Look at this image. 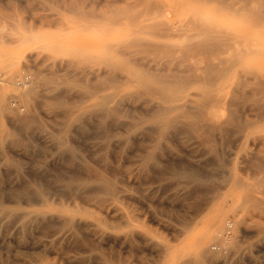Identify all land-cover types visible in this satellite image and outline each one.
<instances>
[{
    "label": "rangeland",
    "instance_id": "1",
    "mask_svg": "<svg viewBox=\"0 0 264 264\" xmlns=\"http://www.w3.org/2000/svg\"><path fill=\"white\" fill-rule=\"evenodd\" d=\"M239 1H226L231 4L229 8L233 3L235 6V11L232 7L229 12L224 0H0V264H195L194 239L202 232L208 216L217 209L225 211L222 221V233H225L204 243V254L197 264H264V93L249 88L246 89L248 93L245 90L246 95L239 87V91L234 87L230 90V85L216 88L215 94L219 96L225 92L222 96L225 100L214 94L213 101L203 108L208 112L210 107L212 110L218 107L216 110L228 115L230 124L225 120L226 116L220 114L223 128L218 132L211 130L214 133L206 130L208 136L213 134L207 138L205 132L198 133L190 127L188 130L184 120L187 115L185 118L180 116L174 126L167 122L171 113L176 112L165 115L159 110L172 99L170 103L166 99L162 101L160 93L156 96V90H150L147 84L142 86L143 80L154 86L165 78L173 82V77L178 76L177 71L191 62L195 65L199 61L196 66L203 68L209 57L206 61L200 59L209 49L206 52L199 49L202 54L195 57L203 38L198 40V25H203V29L207 27V32L203 30L200 35L212 29L215 34L221 32L222 38L230 37L226 39L230 45L223 40V44L219 43L224 51L229 46L233 52L247 51L245 58L240 55V63L250 64L256 59L254 64L264 68V56L261 57L264 26L255 18L260 12L263 14L264 0H249L250 5L249 1L247 4L244 3L246 0ZM248 5L254 13L251 8L247 10L255 15L246 10ZM236 6L245 7V13L249 14L242 9V14L236 15L239 9ZM147 9L148 13L153 10L149 13L152 16L146 14ZM157 20L159 26L154 24ZM162 20L165 27L167 22L168 30L174 31L166 34L167 30H163L164 37L165 34L168 38L175 35L173 39L169 38L170 41L166 37L162 40L155 37L163 28ZM145 22L160 28L152 30L153 34L159 32L155 38L150 33L153 26L145 30L148 34L139 26ZM136 30L140 34L130 36ZM195 32L199 34L194 36ZM213 32V37L222 39ZM138 34L150 42L160 40V44L164 42L163 46L170 43L173 49L170 51L175 57H180L181 61L186 54L188 56L183 60L190 57V62L182 60L184 63L180 64L172 55L181 65L178 70L179 64L169 57L168 49L160 50L158 47L161 46L156 42L153 44L155 50L151 48L153 53L155 51L153 54L148 48L150 42L139 40ZM130 38L142 41L141 48L140 43L136 44L138 41L134 44L143 54L133 47H126L132 46L124 42ZM205 38L211 42V33ZM192 40L200 43L199 46L195 44L193 59L189 55L192 54ZM118 43H123L121 48L132 49L124 52L132 63L135 58L141 59L140 63L130 62L126 67L122 50L118 47L120 55L116 53L118 49L115 51ZM212 43L209 45L213 46ZM186 44L190 50L184 54L187 47H182V51L180 47ZM135 50L137 55L144 57L134 55ZM161 51L163 55H160ZM164 52L168 53L167 57ZM209 52L210 55L212 52L210 59L217 61L215 50ZM109 55L110 58L114 56L112 60ZM115 62H121V66ZM112 67L117 68L114 74L110 72ZM127 68L137 71L134 76H139V81L142 78V83L134 80V76L133 81L126 80L129 78ZM186 68L187 72L182 70L185 75L189 74L188 65ZM173 69L177 70H174L177 76L175 73L168 77L174 75ZM24 73L29 75L28 80L17 83ZM155 76H160V81H154ZM118 79L122 83H114ZM193 82H188L190 88L187 83L185 86L177 82L187 90L181 92L184 86H180L179 100L177 95L171 104L181 103L180 96L187 93L191 95L187 97L193 98L197 91L199 98H195L199 100L200 93L205 94V90L200 89L201 84ZM171 85L177 86L174 82ZM109 92L114 95L112 103ZM104 94L111 96L110 101L103 99L105 104L101 101ZM99 103L106 109L112 107L113 111L100 107ZM195 105L187 102L184 110L192 113L200 108ZM229 106L233 107L232 117ZM203 108L204 115L200 110L192 113H196L201 122L206 117ZM161 114L162 120L167 117L164 122L160 119ZM241 126L245 128L244 133ZM206 143H210V147ZM231 175L234 176L230 181ZM236 178L245 185L239 181L238 184ZM246 184L254 189L252 193ZM248 190L255 200L241 202L239 196ZM8 211L11 213L5 214ZM36 213L39 214L35 216Z\"/></svg>",
    "mask_w": 264,
    "mask_h": 264
},
{
    "label": "bare ground",
    "instance_id": "2",
    "mask_svg": "<svg viewBox=\"0 0 264 264\" xmlns=\"http://www.w3.org/2000/svg\"><path fill=\"white\" fill-rule=\"evenodd\" d=\"M146 1H147V0H146ZM208 1H209V0H208ZM219 1L221 2V0H219ZM224 1H225L224 3L226 4V1H227V0H224ZM230 1H231V0H230ZM233 1H234V0H233ZM238 1H239V0H238ZM248 1H249V0H246L244 3L247 4ZM251 1H252V0H251ZM137 2H138V0H137ZM220 2H219V3H220ZM235 2H236V0H235ZM239 2L242 3L243 0H242V1H239ZM258 2H260V1H258ZM261 2H262V1H261ZM208 3H210V2H208ZM216 3H217V2H216ZM224 3H223V4H224ZM241 3H240L239 5H241ZM253 3H254V2H253ZM109 4H110V2H109ZM210 4H211V3H210ZM217 4H218V3H217ZM220 4H222V3H220ZM223 4H222V5H223ZM227 4H228V5H227ZM227 4H226V5H227V7H228V9H229V12H231L230 10H232V9H231L232 7H233V10H234V7H235V6H234V3L232 4L233 6H232L231 8H229V4H230V2H229V3L227 2ZM236 4H237V3H236ZM246 4H245V5H246ZM248 4L250 5V1H249ZM260 4H261V3H260ZM136 5H137V4H136ZM140 5H141V4H140ZM149 5H150V4H149ZM149 5H148V7H149ZM153 5H155L154 2H153ZM156 5H157V4H156ZM211 5H212V4H211ZM245 5H244V6H245ZM249 5H248V6H249ZM134 6H135V5H133V7H134ZM137 6H138V5H137ZM159 6H160V5H159ZM230 6H231V4H230ZM141 7H142V6H141ZM141 7H140V8H141ZM220 7H221V6H220ZM220 7H219V8H220ZM222 7H223V6H222ZM236 7H237L236 9L239 8V6H236ZM240 7H241V6H240ZM259 7H260V6H259ZM134 8H135V7H134ZM152 8H153V7H152ZM161 8H162V6H161ZM219 8H218V9H219ZM225 8H226V7H225ZM225 8H224V10H225ZM244 8H245V7H244ZM244 8H243V6H242L241 9L239 8L238 11L236 10L238 13L236 12L235 14H236V15L239 14V13L242 14L241 11H242V9H244ZM247 8L249 9V8H251V7H250V6H249V7H246V10H247ZM143 9H144V8H143ZM149 9H150V8H149ZM149 9H147L146 14L148 13V10H149ZM155 9H157V8L155 7ZM162 9H164V8H162ZM226 9H227V8H226ZM256 9H257V8H256ZM256 9H255V11H256ZM159 10H160V9H159ZM240 10H241V11H240ZM150 11H153V10H150ZM150 11H149V13H152V12H150ZM156 11H157V10H156ZM234 11H235V10H234ZM247 11H248V10H247ZM250 11H251L252 13H254V12H253L254 9L252 10V8H251ZM260 11H261V10H259V12H260ZM122 12H123V11H122ZM160 12H163V10L160 11ZM160 12H158L159 15H160ZM212 12H213V11H212ZM243 12L245 13V9L243 10ZM248 12H249V11H248ZM251 12H249V13H251ZM259 12L257 11V14H258ZM114 13H115V12H114ZM144 13H145V12H144ZM149 13H148V14H149ZM233 13H234V12H233ZM244 13H243V14H244ZM249 13H248V14H249ZM252 13H251L252 16L255 15V14H252ZM125 14H126V13H125ZM214 14H215V13H214ZM245 14H247V13H245ZM248 14H247V15H248ZM263 14H264V12H263ZM263 14H262V12H260V13H259V16H258V17L255 16V18H257V19H256L257 21H258V19H260V21H262V22H261L262 25L264 26V24H263V22H264V15H263ZM90 15H91V14H90ZM102 15H103V14H102ZM110 15H111V14H110ZM155 15H157V14H155ZM215 15H216V14H215ZM219 15H220V14H219ZM239 15H240V14H239ZM251 15H249V16H251ZM99 16H100V15H99ZM150 16H152V15L149 14V17H150ZM160 16H161V15H160ZM242 16H244V15H242ZM147 17H148V15H147ZM156 17H159V16H156ZM90 18H91V17H90ZM112 18H113V17H112ZM125 18H127V17H125ZM125 18H124V19H125ZM139 18H141V17H139ZM139 18H138V19H139ZM237 18H238V17H237ZM241 18H244V17H241ZM247 18H248V17L246 16L245 19H247ZM252 18H253V17H252ZM252 18L250 19V21H252ZM109 19H110V18H109ZM124 19H123V20H124ZM136 19H137V18H136ZM155 19H156V18H155ZM196 19H197V18H196ZM220 19H221V18H220ZM245 19H244V21H245ZM160 20H161V19H160ZM208 20H209V19H208ZM221 20H222V19H221ZM241 20L243 21V19H241ZM106 21H107V20H106ZM114 21H116V20H114ZM114 21H113V23H115ZM130 21H133V20H130ZM130 21H129V22H130ZM137 21H138V20H137ZM153 21H154V18H153ZM162 21H164V20H162ZM194 21H196V20H194ZM194 21H193V22H194ZM197 21H199V19H198ZM200 21H201V20H200ZM222 21H223V20H222ZM248 21H249V20H248ZM257 21H256V22H257ZM260 21H259V22H260ZM86 22H87V21H86ZM110 22H111V21H110ZM160 22H161V21H159V23H160ZM201 22H203V21H201ZM204 22H205V20H204ZM252 22H253V21H252ZM256 22H254V24H255ZM134 23H136V22H134ZM141 23H142V22H141ZM145 23H146V22H145ZM156 23H157V24H156ZM189 23H190V22H189ZM191 23H192V22H191ZM199 23H200V22H199ZM241 23H242V22H241ZM241 23H240V24H241ZM246 23H247V22H246ZM246 23H245V24H246ZM106 24H107V23H106ZM117 24H118V23H117ZM143 24H144V23H143ZM146 24H147V23H146ZM146 24H144V25H141V24H140L139 26L142 27L144 33L146 32V34H148L149 32H147V31H145V30H147V29L150 30V27H151V26H153V27L155 26L156 29H155V28L153 29V27H152V29L150 30V33L153 35L152 37H154V35H155L158 31H156V33H154V34H153L152 32H154V31L157 30V29L160 30L159 27L157 28V26H159V24H158V20H157V22H154V24H156L157 26H156V25H151V24H149V23H148L147 25H146ZM168 24H169V23H168ZM195 24H196V23H195ZM195 24H193V25H195ZM202 24H203V23H202ZM243 24H244V22L242 23V25H243ZM247 24H248V23H247ZM259 24H260V23H258V25H259ZM133 25H135V24H133ZM160 25H161V27H162V25H163V28H161L160 33L158 32L159 34H158V35L156 34L155 37H156V36H157V37L159 36L158 38H160L161 40H162V39H165V37H166V39H167V38H168V37H167L168 35L166 36V34H169V32H172V34L174 33V31H170V30L167 29V22H166V27H165V21H164V24H161V23H160ZM169 25H170V24H169ZM172 25H173V24H171V26H172ZM196 25H198V24H196ZM196 25H195V26H196ZM76 26H77V25H76ZM108 26H109V25H108ZM113 26H114V25H113ZM144 26H145V29L143 28ZM147 26H149V28H148ZM180 26H181V25H180ZM189 26H190V25H189ZM199 26H200V27H199ZM202 26H203V25H198V26H197V27H198L197 30H198V32L200 31V34H201V31H202V34H203L204 32H207V29H206L207 27L203 29ZM204 26H205V25H204ZM245 26H246V25H245ZM115 27H118V26H115ZM120 27H121V26H120ZM123 27H124V26H123ZM140 27H139V28H140ZM178 27H179V26H178ZM183 27L185 28V26H183ZM190 27H191V26H190ZM229 27H230V26H229ZM246 27H248V26H246ZM253 27H254V26H253ZM106 28H107V27H106ZM131 28H132V26H131ZM164 28H165L167 31H165ZM208 28H209V27H208ZM240 28H241V27H240ZM120 29H121V28H120ZM120 29H119V30H120ZM140 29H141V28H140ZM173 29H174V28H173ZM179 29H180V28H179ZM189 29H190V28H189ZM193 29H195V28H193ZM199 29H201V30H199ZM205 29H206V30H205ZM210 29H211V28H209V30H210ZM213 29H214V28H213ZM109 30H110V29H109ZM121 30H122V29H121ZM124 30H125V29H124ZM129 30H130V29H129ZM138 30H139V29H138ZM138 30L135 31L136 33H135V32L133 33V31H134V30H133V31H132L133 34L130 33V36L133 35L132 37H135V36L137 35V33L140 34V31H138ZM149 30H148V31H149ZM152 30H154V31H152ZM163 30L165 31V33L167 32V33L165 34V37H164V35H162V34L164 33ZM171 30H172V28H171ZM197 30H195V31L197 32ZM203 30H204V32H203ZM219 30H220V29H219ZM240 30H241V29H239V32H240ZM260 30H261V29H260ZM143 31L141 30V34H143V33H142ZM161 31H163V32H161ZM214 31H216V30H214ZM176 32H177V31H176ZM176 32H175V33H176ZM187 32H189V31H187ZM193 32H194V30H193ZM196 32L194 33V36H195V34H196V36L199 34V33H196ZM212 32H213V30L211 29V31H210L209 33H211V37H212L211 39L213 40V43H212V40H211V42L209 41L210 39H209L208 37H206V38H208L209 40L205 38V36H206L207 34H209V33H205L204 35H200V34H199L200 36L198 35V40L201 38V36H203V38H201V40H202V44H201L200 46H199L200 43H199V42H196V43H197V46H199L197 49H198V50H199V49H200V50H202V49L205 50V51L202 50L203 52H206V50L209 49V50L207 51V53H206V54H207L206 56H205V55H203V56L201 55L202 57H201L200 60H201V61H203V60L206 61V60H207V56H208L209 58H208V60L206 61V63H205V62H201V63H205V65L203 64L204 66H203L202 69H201L202 66L199 67V66H200V65H199V66H198L199 68L196 66L197 62L200 63L199 61H197V62L195 61V62H196V63L194 62L195 65H194V64L192 65L193 62L187 64V65H188V71H189V74H191L194 78L190 77L191 75H189L188 73H186V75L184 74L185 72H187V71H185V70L187 69V68H186V66H187L186 64H185V68H186V69H185L184 67H182V70L185 69V70H184L185 72H183L182 70H179V68H180V66H181L180 64H183L185 61L187 62V61L190 59V57H187V60H185V59H186L185 56H188V55H186L185 53H189V52H186V51L190 50V49H188V45H187V44H186L187 46H184V45H185V44H184L183 46L180 47V50H181L182 47H183V48H186V47H187V50L184 49V51H183V53L185 54V56H183V58H185V59L183 60V58H181V61H180V57L178 58L177 55H176L177 57H175V55H173V51H170V50L172 49V48H171L172 45L170 46V43H169V45H167V44L165 43V45L163 46L164 42L161 41V44H160V43H159L160 40H159V41H156V40L154 39L155 37L153 38V39L155 40V43L157 42V44L159 43L158 46H161V47H158V46H156V45H157V44H156V45H155V48L158 47V48H159L160 50H162V51L165 50V49H168V51L171 52L169 57L171 58L172 55H173L174 58H177V59H179V61H180V62H179L180 64H179V63H177L178 60L175 59V60H176L175 63H176L177 65L179 64V66H176V67H178V70H179L180 72L177 71V70H175V69L172 70V72H174V70L177 71L178 76H177V73H176V72H174V75H173V73L171 72L172 74H171V75H167V76H168V77H170V76L173 77V76H175V73H176V76H177V77H173V79H172V80H174L173 82L176 83V85H177V82L180 83V84L182 83V84L185 85L186 83L188 84V82H190V81H195V82H193L192 84H196V85H197V84H201L200 86H202V88H200L199 85H198V87H199L200 89H202V90H205V94H203V91L201 90L202 92H201V93L199 92V93L201 94L199 100L196 99V98H199V97H198V94H197L198 91L195 93V95H194V94L192 95V96H194L193 98H192V97H191V98H190V97H187V95H188V93H187L188 91H187V92H186L187 94L185 93L186 95H184V96L182 95L183 98H182V96H180V100H182L181 103H178V104H174V103H173V104H171L173 98H174L175 96L177 97V95H178V94H177V91H179L178 89L181 88L180 86H184V85L173 86V85H175V84L171 85L173 82H172V81L170 82V78H167V80H169V82L167 83V84H169V86H166L167 84L165 85V83L167 82L166 78H165L166 81H165V80H162L163 82H164V81H165V82H164V83H163V82H160L159 85H158V84H157V85L155 84V86H154L153 84L150 85V84H149L150 82H147L146 80H143V82H144V84H143V83L141 82V81H142L141 76H140L141 81H139V79H138L139 76H138V77L134 76L135 72H137V71L134 72V71H132L131 69L128 70V68H127V73H128V75H129V78H126V80H127V79L129 80V79H130V81H133V76H134V80H138V82L142 83V86H143V87L145 86V84H147V86L149 87L150 90H153V91L156 90V91H157L158 94L156 93V94H157V95H156L155 92H153L154 95L159 96V93L162 95V101H163V99H166L167 102H168L169 100L172 99V100H171V103H170V101H169L170 104H168V105H167V103H166V104H162V105L164 106V109L161 110L162 112L159 110V113H164L165 115H167L168 113H171V112H173V111L176 112V114L171 113V114H173V115H171V117L169 116L170 118H168L167 122H170V124L172 123V125H173V123L176 122V121L178 120V118H180V116H181V118H182L183 116H184L183 118H185L186 115H187L188 118L186 117L184 120H185V122L187 121L186 123L188 124V130H189V127H190V128H191L193 131H195V132H198V133H199V132L202 131V134H204L203 132H205V134L207 135V138H210V135H211L212 133H210V135L208 136L209 133H206V130H209V131L214 130V132H216V131L219 130L220 128H223V126H222V125H223V121L219 120V115L222 114L221 116H226L225 114L221 113L222 111H221L220 109H219V110H220L221 112H219L218 110H216V109L218 108L217 105L213 106L214 108L217 107L216 109H214V108L212 107L214 110H212L211 107H210L211 110L209 109L208 112H206V110H207L206 108H205L206 110L203 108V107H206V105L209 103V101H213V99H214V98H213V97H214V94H215V92L217 91L216 88H219V87H221V86L225 87V85H226V88H227V87L230 85L229 89H230L231 87H232V88L234 87V88H236V89L239 87L240 90H243V91L245 92L246 89L248 90V89L250 88V89L252 90V89L256 88L259 92L264 93V68H263L262 66H258L257 64H254V62H256V61H258V60L255 59L254 62L251 61V62H253V63L250 62V64H246V63L243 64V63H240V61H242V60H240L239 57H240V55H241V56L243 55L242 57H244V52H245V51L240 52V50H239V51L235 52V51H236V50H235V51L233 52V50H231V49H230V46H229V47H227V51L230 50L231 53H230L229 51H228L229 53H227V51H224V48H222V46H220L219 43H222V44H223V41H226V45H227V46L230 45V44H227V40H228L230 37L227 39L228 36H226L225 33L222 31V32L224 33V35L226 36V37L223 36V38L225 37V39H223V38L221 37V34H220L221 32H220V31H219V32H220L219 35H218V33L215 34V33L213 32L216 36L218 35V37H221V38H222V39H218V38L212 36ZM191 33H192V31H191ZM191 33H190V34H191ZM223 33H222V34H223ZM245 33H247V32L245 31ZM139 34H138L137 37L140 36ZM172 34H171V35H172ZM177 34H178V33H177ZM179 34H180V32H179ZM228 34H229V33H228ZM144 35H145V34H144ZM160 35H161V36H160ZM188 35H189V34H188ZM215 35H214V36H215ZM115 36H116V35H115ZM145 36H146V35H145ZM162 36H163L164 38H162ZM174 36H175V35H174ZM174 36H170V35H169V38L173 39L172 37H174ZM184 36H185V35H184ZM137 37H136V38H137ZM141 37H142V35H141ZM192 37H193V36H192ZM209 37H210V36H209ZM139 38H140V37H139ZM139 38H137V39H139ZM143 38H144V39H143ZM145 38H146V37H142V39L140 38L139 40H142V41H144V40L147 41V40H148V42H150L149 39H145ZM158 38H156V39H158ZM169 38H168V39H169ZM195 38H197V37H195ZM204 38H205L207 41L205 40V42L203 43ZM214 38H215V40H214ZM238 38H239V37H238ZM238 38H237V39H238ZM108 39H109V38H108ZM126 39H128V37H127ZM126 39H125V40H126ZM137 39L134 38V40H133V38H132V39L130 38L129 41H130V40L132 41V42H130L131 44L129 43L128 40H126V41L124 40L125 43L128 42V44H129V45H132V46H128V45L126 46L127 43H126V44H125L124 42H123V43H124V45H125L126 47H129V48L133 47L134 49H137L138 52H140L141 49L138 50L139 47H138V48L135 47V44H134V43H135L136 41H138V42H136V44L140 43V48H141V42H142V41L140 42V41L137 40ZM151 39H152V38H151ZM168 39H167V40H168ZM171 39H169V41H170ZM190 39H193V38H190ZM190 39H189V40H190ZM226 39H227V40H226ZM231 39H232V38H231ZM231 39H230V40H231ZM237 39H236V40H237ZM167 40H166V41H167ZM219 40H221V42H220ZM222 40H223V41H222ZM230 40H229V41H230ZM166 41H165V42H166ZM193 41H194V40H192L191 45H190V47H192V48H191V50H192V51H191L192 54H189L190 56L192 55V56H191L192 59H193L195 53L198 54V55H196L195 57H197V56L199 57V53H201L200 50H199V51L197 50L198 52L193 53V52H194L193 50L197 47V46L195 45L196 43L193 42ZM119 42H120V41H119ZM206 42L208 43V45L206 44ZM116 43H117V42H116ZM123 43H120V44L118 43L117 45H115V48H116V46H117V48L115 49V51L118 49V47H119L120 45H121V46H124ZM155 43L153 42V40H152V42L148 43V44H151V45H148L149 50H151V51H152V49L155 50V49L153 48V47H154L153 44H155ZM211 43H212L213 46L209 45V44H211ZM235 43H236V42H235ZM108 44H109V43H108ZM112 44H113V43H112ZM112 44H111V45H112ZM133 44H134V45H133ZM142 44H143V43H142ZM232 44H234V43H232ZM146 45H147V43H146ZM146 45H144V46H146ZM175 45H176V44H175ZM192 45H193V46H192ZM226 45H225V46H226ZM242 45H243V44H242ZM249 45H250V44H249ZM150 46H152V47H150ZM169 46H170V47H169ZM194 46H195V47H194ZM232 46H233V45H232ZM245 46H246V45H245ZM247 46H248V45H247ZM247 46H246V48H247ZM252 46H253V45H252ZM103 47H104V46H103ZM106 47H109V46H106ZM142 47H143V46H142ZM163 47H167V48H164V49H163ZM178 47H179V46H178ZM190 47H189V48H190ZM241 47H242V46H241ZM241 47H239V48H241ZM122 48H123L124 50H126V51H124ZM122 48L119 47V49L122 50V52H123V53L121 52V54H123V56H125V55H124V52L127 53V50H128L129 48H128V49H126V48H124V47H122ZM143 48H144V47H143ZM145 48H147V47H145ZM148 48H147V49H148ZM151 48H152V49H151ZM158 48H157V49H158ZM231 48H232V47H231ZM110 49H111V46H110ZM119 49H118V51H116V53L119 52ZM210 49H211L212 51L215 50V55H217V56H216V57L213 56V57H215V58L217 59V61H213L214 59H210V57H212V52H211V55H210V52H209ZM213 49H214V50H213ZM218 49H219V50H218ZM220 49H221V50L223 49V50L221 51ZM241 49H242V48H241ZM249 49H250V47H249ZM105 50H106V49H105ZM143 50H144V49H143ZM172 50H173V49H172ZM217 50H218V52H216ZM115 51H114V52H115ZM128 51H129V50H128ZM130 51H132V49H130ZM130 51H129V52H130ZM145 51H146V50H145ZM145 51H144V52H145ZM157 51H159V50H156V52H157ZM162 51H161V52H162ZM168 51L166 50V52H168ZM181 51H182V50H181ZM219 51H220L221 53H220ZM241 51H242V50H241ZM253 51H254V49H253ZM141 52H142V51H141ZM141 52H140V53H141ZM148 52H150V51H148ZM224 52H226L227 54H225ZM246 52H247V51H246ZM246 52H245V53H246ZM255 52H256V51H255ZM255 52H254V54H255ZM258 52H260V51H258ZM77 53H78V52H77ZM126 53H125V54H126ZM133 53H134V55H135V54L137 53L136 50L133 51ZM133 53H132V54H133ZM146 53H147V51L145 52V54H146ZM152 53H153V51H152ZM154 53H155V51H154ZM154 53H153V54H154ZM183 53H182V54H183ZM208 53H209V55H208ZM223 53H224V55L222 56ZM249 53H250V52H249ZM249 53H248V54H249ZM114 54H115V53H114ZM142 54H143V52H142ZM142 54H141L140 56L137 55V54H136V55H137L139 58H141V56H142V58H143L144 56H143ZM156 54H157V53H156ZM161 54L163 55V52L160 53V55H161ZM164 54H165V52H164ZM166 54L168 55V53H166ZM166 54H165V55H166ZM184 54H183V55H184ZM201 54H202V53H201ZM204 54H205V53H204ZM213 54H214V53H213ZM252 54H253V53H252ZM112 55H113V54H112ZM115 55H117V54H115ZM118 55H120V53H118ZM118 55L115 56V57L117 58ZM158 55H159V53H158ZM167 55H166V57H167ZM245 55H246V54H245ZM256 55L258 56V54H256ZM256 55H254V56H256ZM259 55H260V54H259ZM129 56H130V58H131V55H129ZM204 56H205V57H204ZM250 56H251V53H250ZM250 56H249V57H250ZM263 56H264V52H263V55L261 54V57H263ZM112 57H114V56H112ZM112 57H111V58H112ZM121 57H122V56H121ZM126 57L128 58V56H125L124 58L122 57V59L126 62V63H125V62H124V63L126 64V67H127V63H128V66H129V63H130V62L132 63V59H131V61H130V59H129V58L127 59ZM133 57H134V56H133ZM145 57H146V56H145ZM166 57H165V58H166ZM203 57H204V59H203ZM245 57H246V56H245ZM245 57H244V58H245ZM109 58H110V55H109ZM111 58H110V59H111ZM170 58H169V59H170ZM188 58H189V59H188ZM263 58H264V57H263ZM146 59H147V58H146ZM169 59H168V64L170 63V62H169ZM171 59L174 60L173 57H172ZM205 59H206V60H205ZM241 59H243V58H241ZM257 59H259V61H260V56H259ZM111 60H112V59H111ZM123 60H122V61H123ZM133 60H134V58H133ZM136 60H137V59L135 58L134 61H135L136 63H140L139 61H140L141 59H140L139 61H138V60L136 61ZM151 60H152V59H151ZM151 60H150V61H151ZM165 60H166V59H165ZM175 60H174V61H175ZM182 60H183L184 62H183ZM194 60H195V59H194ZM198 60H199V59H198ZM86 61H87V60H86ZM122 61H121V62H122ZM134 61H133V62H134ZM143 61H144V60H143ZM143 61H142V62H143ZM145 61H146V60H145ZM159 61H160V60H159ZM174 61H173V62H174ZM108 62H109V61H108ZM121 62H120V63H121ZM135 62H134V63H135ZM155 62H157V61H155ZM188 62H190V61H188ZM245 62H246V61H245ZM109 63H111V61H110ZM116 63H117V62H115L114 64H116ZM120 63H118V64H116V65H120ZM131 63H130V64H131ZM134 63H132V64H134ZM136 63H135V64H136ZM163 63H165V62H163ZM163 63H162V64H163ZM171 63H172V61H171ZM146 64H147V63H146ZM158 64H159V63H158ZM116 65H115V66H116ZM144 65H145V63H144ZM144 65H143V66H144ZM174 65H175V64H174ZM113 66H114V65H113ZM120 66H121V65H120ZM123 66H124V64H123ZM136 66H137V65H136ZM146 66H148V64H147ZM156 66H158V65L156 64ZM236 66H237V67H236ZM117 67H118V66H117ZM126 67H123V69L126 68ZM119 68H120V67H119ZM119 68H118V69H119ZM142 68H143V67H142ZM110 69H112V71H110V72H112V74H114V72L117 70L116 67H114V68L112 67V68H110ZM176 69H177V68H176ZM113 70H114V71H113ZM150 70H151V69H150ZM144 71H145V70H144ZM158 71H159V70H158ZM181 71L183 72V75L181 74ZM122 72H124V71H122ZM133 72H134V73H133ZM164 72H165V71H164ZM125 73H126V72H125ZM160 73H161V72H160ZM179 73H180L181 75H180ZM148 74H150V73H148ZM106 75H107V72H106ZM136 75H138V74L136 73ZM142 75H143V74H142ZM187 75H188V78L186 79ZM147 76H148V75H147ZM150 76L152 77V75H150ZM161 76H162V75H161ZM151 77H149V78H151ZM165 77H166V76H165ZM183 77H184V78H183ZM189 77H190L191 79H190ZM78 78H79V77H78ZM119 78H120V76H119ZM149 78H148V79H149ZM155 78H157V77L155 76ZM158 78H160V76H158ZM158 78H157V79H158ZM121 79H122V78H121ZM121 79H120V80L118 79L119 81H118V80H117V81H114V83H115V82H116V83H117V82H121V81H122ZM157 79H154V81H155V80H156V81H160L159 79H158V80H157ZM163 79H164V77H163ZM107 80H109V79H107ZM107 80H106V81H107ZM150 80L153 81V78H151ZM148 81H149V80H148ZM196 81H197V82H196ZM83 82H84V81H83ZM110 82H111V81H110ZM110 82H109V83H110ZM121 83H122V82H121ZM151 83H152V82H151ZM162 83H163V84H162ZM124 84H126V83H124ZM127 84H128V83H127ZM187 84H186V85H187ZM83 85H84V84H83ZM103 85H104V84H103ZM186 85H185V86H186ZM227 85H228V86H227ZM39 86H40V85H39ZM98 86H99V85H98ZM104 86H105V85H104ZM104 86H103V88H104ZM108 86H109V85H108ZM147 86H146V87H147ZM185 86H184V89H183V90L180 89L181 92H183L184 90L186 91V90H187V89H186L187 87L190 88V87H189V84L187 85L186 88H185ZM235 86H236V87H235ZM148 87H147V88H148ZM98 88H99V87H98ZM101 88H102V87H101ZM118 88H119V87H118ZM147 88H144V89H147ZM182 88H183V87H182ZM195 88H196V87H195ZM234 88H233V90H234ZM200 89H199V91H200ZM229 89H228V91L231 90V89H230V90H229ZM236 89H235V90H236ZM150 90H148L149 94L151 93ZM213 90H215V91H213ZM218 90H219V89H218ZM221 90H222V89H221ZM247 90H246V91H247ZM35 91H36V90H35ZM180 91H179V92H180ZM185 91H184V92H185ZM194 91H195V90H194ZM212 91H213V92H212ZM237 91H239V90L237 89ZM243 91H241V92L243 93ZM249 91H250V90H249ZM179 92H178V93H179ZM109 93H110V94H109ZM109 93H107V94H108V95H111V94H112V95H111V96H112V100L110 99V100H111V103H112L113 100H114V99H113V98H114V97H113L114 95H113V93H111V92H109ZM189 93L191 94V92H189ZM233 93H234V91H233ZM245 93H246V92H245ZM247 93H248V91H247ZM247 93H246V95H248ZM261 93H260V94H261ZM107 94H106V96H105V94H104V96H105L106 99H105V98H102L101 101H102L103 99L106 100V102H107V101H110L109 98H110L111 96L109 97ZM182 94H184V93H182ZM229 94L231 95L230 97H235V96L238 97V96H239V95H236V94H237L236 91H235V93H234L235 96H232V95H234V94H232V93H229ZM229 94H228V96H229ZM240 94H241V93H240ZM251 94H253V92H252ZM161 95H160V96H161ZM215 95H217V93H216ZM219 95H220V94H218L217 96H219ZM221 95H222V96H225V92H224V95H223V94H221ZM246 95L243 93L242 96L245 98ZM253 95H254V94H253ZM256 95H257V92H256ZM263 95H264V94H263ZM102 96H103V95H101V97H102ZM188 96H191V95H188ZM196 96H197V97H196ZM222 96H219L220 99L223 98ZM240 96H241V95H240ZM261 96H262V95H261ZM261 96H259V97H261ZM107 97H108V99H107ZM176 97H175V98H176ZM195 97H196V98H195ZM219 97H217V98H219ZM237 97H235V98L237 99ZM32 98H33V97H32ZM181 98H182V99H181ZM238 98H239V97H238ZM241 98H242V97H241ZM254 98H255V97H254ZM257 98H258V97H256V99H257ZM176 99H177V98H176ZM176 99H175V100H176ZM231 99H232V98H231ZM251 99H252V98H251ZM35 100H36V99H35ZM104 100H103L102 103L105 102ZM115 100H116V98H115ZM177 100H179V95H178V99H177ZM224 100H225V99L223 98L222 101H224ZM257 100H258V99H257ZM257 100H256V101H257ZM258 101H259V100H258ZM261 101H262V100H261ZM261 101H260V102H261ZM173 102H174V100H173ZM175 102H177V101H175ZM187 102H192L193 104H196V105H197V108H198V106H199L200 108H198V109L196 110L197 112H198V110H200V112H202L201 108H203V111L205 110L204 112H206V113H205V116H206V117H205L204 122H201V121H200L201 118H199V116L196 117V113H194V115L192 114L193 112H196V111H194L193 109H192V110H193L192 113H191V111H188L187 109H185L186 111L184 110V108L186 107V103H187ZM194 102H195V103H194ZM214 102H215V101H214ZM227 102H228V101H227ZM231 102H232V101H231ZM231 102H229V103H231ZM239 102H240V101H239ZM260 102H259V103H260ZM100 103H101V102H100ZM100 103H99V105H100ZM197 103H199V105H198ZM218 103L220 104L221 101H220V102L218 101ZM218 103H217V104H218ZM222 103H223V102H222ZM232 103H233V102H232ZM104 104H105V103H104ZM104 104H102V105H104ZM115 104H116V101H115ZM115 104H114V107H115ZM262 104H263V103H262ZM108 105H109V103H108ZM110 105H111V104H110ZM196 105H195V108H196ZM209 105H210V104H209ZM224 105H225V104H224ZM227 105H228V104H227ZM232 105H233V104H232ZM232 105H231V106H232ZM1 106H2V105H1ZM105 106H106V105H105ZM184 106H185V107H184ZM187 106H188V105H187ZM220 106H221V105H220ZM231 106H229V107H231ZM233 106H235V104H234ZM100 107H103V108H104V106H101V105H100ZM114 107H113V109H115ZM189 107H190V106H188V108H189ZM193 107H194V106H193ZM221 107H222V106H221ZM227 107H228V106H227ZM160 108H161V107H160ZM195 108H194V109H195ZM232 108H233V107H231L230 111L232 110ZM104 109H106V107H105ZM104 109H103V110H104ZM109 109H110V107H109L108 109H106V110H109ZM111 109H112V107H111ZM111 109H110V110H111ZM116 109H117V108H116ZM226 109H227V108H226ZM101 110H102V109H101ZM103 110H102V111H103ZM106 110H105V111H106ZM223 110H224V109H223ZM228 110H229V109H228ZM228 110H225V111H228ZM105 111H104V113H105ZM112 111H113V110H111V112H112ZM177 111H179V112L177 113ZM260 111H261V110H260ZM2 112H3V110H2ZM109 112H110V111H108V112H106V113H109ZM114 112H115V111H114ZM114 112H113V113H114ZM188 112H190L192 115L188 114ZM228 112H229V111H228ZM166 113H167V114H166ZM225 113H226V112H225ZM75 114H76V113H75ZM155 114H156V113H155ZM202 114H203V112H202ZM202 114H201V115H202ZM206 114H207V115H206ZM231 114H232V111H231V113H230V117H232ZM110 115H111V114H110ZM159 115H160V114H159ZM168 115H169V114H168ZM197 115H199V114L197 113ZM203 115H204V114H203ZM203 115H202V116H203ZM233 115H234V113H233ZM227 116H228V115H227ZM227 116H226L225 120H227V122H228L229 120L227 119ZM159 117H160V116H159ZM162 118H163V115L161 114V118H160L161 121H163L164 119H167V117L164 118L163 120H162ZM197 118H199L200 120L198 121ZM234 118H235V115H234ZM240 118H241V117H240ZM160 119H159V120H160ZM221 119H222V118H221ZM164 121H165V120H164ZM164 121H163V122H164ZM202 121H203V120H202ZM181 122H182V124L184 123L183 121H181ZM156 123H157V122H156ZM228 123H229V122H228ZM245 123H246V122H245ZM251 123H252V122H251ZM251 123L249 122L248 124H251ZM163 124H164V123H163ZM170 124H169V126H170ZM180 124H181V123H180ZM182 124H181V125H182ZM184 124H185V123H184ZM184 124H183V125H184ZM226 124H227V123H226ZM229 124H230V123H229ZM164 125H165V124H164ZM176 125H177V124H176ZM232 125H233V123H232ZM232 125H230V126H232ZM245 125H246V124H245ZM245 125L243 124V126H245ZM173 126H174V125H173ZM227 126H228V125H227ZM163 127H164V126H163ZM167 127H168V126H167ZM241 127H242V126H241ZM245 127H246V126H245ZM249 127H250V126H249ZM249 127H248V128H249ZM251 127H252V126H251ZM185 128H187V127H185ZM216 128H217V129H216ZM224 128H225V127H224ZM238 128H240V127H238ZM242 128H244V127H242ZM191 129H190V130H191ZM204 130H205V131H204ZM215 130H216V131H215ZM220 130H221V129H220ZM220 130H219V131H220ZM222 130H223V129H222ZM237 130H238V129H237ZM239 130L242 131V129H239ZM244 130H245V128L243 129V132H242V133H244ZM160 132H161V131H160ZM190 132H191V131H190ZM207 132H208V131H207ZM211 132H213V131H211ZM214 132H213V133H214ZM217 132H218V131H217ZM220 133H221V132H220ZM223 133H224V132H223ZM202 134H201V135H202ZM201 135H200V136H201ZM212 135H213V134H212ZM202 136L204 137L205 135H202ZM221 136H222V135H221ZM196 138H197V137H196ZM205 138H206V136H205ZM197 139L200 140V138H197ZM262 139H263V138H262ZM201 140H205V139H202V137H201ZM208 140H209V139H208ZM256 140H257V139H256ZM263 140H264V139H263ZM263 140H261V141H263ZM63 141H64V140H63ZM210 141H211V139H210ZM202 142H203V141H202ZM207 142H208V141H207ZM211 143H213V142L211 141ZM206 144L208 145V143H206ZM209 145H210V143H209ZM209 145H208V146H209ZM209 147H210V146H209ZM259 167H260V166H259ZM263 172H264V170H263ZM228 174H229V173H228ZM236 175H237V173H236ZM232 176H234V175H231V177H230V179H229L230 181H231ZM237 177H238V176H237ZM241 177H242V176H241ZM250 177H251V176H250ZM238 178H239V177H238ZM234 179H235V178L233 177V181H232V182H234ZM236 179H237V178H236ZM257 179H258V178H257ZM259 180H261V179H259ZM238 181H239V179H237V183H238ZM252 181H255V180H252ZM262 181H263V180H262ZM262 181H261V182H262ZM239 182L243 183L241 180H240ZM261 182H260V183H261ZM234 183H235V182H234ZM106 184H107V183H106ZM231 184H232V183H231ZM238 184H239V183H238ZM243 184H244V183H243ZM249 184H250V183H249ZM244 185H245V184H244ZM244 185H243V186H244ZM250 185H251V184H250ZM108 186H109V185H108ZM235 186H236V185H235ZM246 186H247V184H246ZM248 186H249V185H248ZM248 186H247V187H248ZM253 186H257V185H253ZM236 187H237V186H236ZM236 187H235V188H236ZM239 187H240V185H239ZM249 187L251 188V186H249ZM262 187H263V186H262ZM106 188H107V187H106ZM241 188H243V187H241ZM255 188H256V187H255ZM108 189L111 191V187H108ZM237 190H239V188H238ZM240 190H241V189H240ZM243 190H246V188L243 189ZM249 190L251 191V193L254 191V189L252 190V188L249 189ZM249 190L246 191L247 193H246V192H245V193L243 192L244 194L241 193L242 196H239V197L241 198V202H242V201H245V202H246L247 200H251V201L255 200V197L253 196L254 194H250V193H249ZM258 191H259V190H258ZM261 191H262V189H261ZM263 191H264V190H263ZM259 193H262V192H259ZM236 194H237V192H236ZM256 194H258V193H255V195H256ZM261 196H262V195H261ZM237 199H238V197H237ZM239 200H240V199H239ZM261 200H262V199H261ZM263 200H264V199H263ZM245 202H244V204H245ZM249 202H250V201H249ZM254 202H255V201H254ZM257 202H258V201H257ZM259 202L261 203L262 201H259ZM259 202H258V203H259ZM239 203H240V202H239ZM240 204H241V203H240ZM250 204H251V202H250ZM250 204L246 205V208H247V206H249ZM253 204H255V203H253ZM256 204H257V203H256ZM256 204H255V205H256ZM241 205L244 207L243 204H241ZM244 208H245V207H244ZM261 209H262V208H261ZM246 210H247V209H246ZM213 211H214V210H213ZM260 211H261V210H260ZM10 213H11V211H8V212L5 213V214H10ZM22 213H23V212H22ZM61 213H62V212H61ZM38 214H39V213H36L35 216H37ZM75 215H76V214H75ZM224 215H225V211L220 210V209H217V210H215L210 216H208V218L205 220L204 227H203L202 230H201L202 232L199 233V234L195 237V239H194V243H195V252H196V258H194V262H195V264L198 263V260H201L203 254H204V250H203V249L205 248V247H204V243H205L208 239H211V238H213V239H216V238H218V237L220 238V236L222 237V234L225 233V231L222 233V230H223V229H222V221H223V219H224ZM23 216H24V215H22V218H23ZM192 216H193V215H192ZM24 217H25V216H24ZM27 218H28V217H27ZM63 218H66V217L64 216ZM54 219H55V218H54ZM68 219H69V218H68ZM68 219H67V220H68ZM223 224H224V223H223ZM234 228H235V227H234ZM225 229H226V227H225ZM226 233H227V232H226ZM223 237H224V236H223ZM226 237H227V236H226ZM230 238H231V237H230ZM205 250H206V249H205ZM206 253H207V252H206ZM205 255H206V254H205ZM194 262H193V263H194Z\"/></svg>",
    "mask_w": 264,
    "mask_h": 264
},
{
    "label": "built area",
    "instance_id": "3",
    "mask_svg": "<svg viewBox=\"0 0 264 264\" xmlns=\"http://www.w3.org/2000/svg\"><path fill=\"white\" fill-rule=\"evenodd\" d=\"M28 78H29V75L24 73L22 75V77L17 81V83L22 84V83L26 82L28 80Z\"/></svg>",
    "mask_w": 264,
    "mask_h": 264
}]
</instances>
